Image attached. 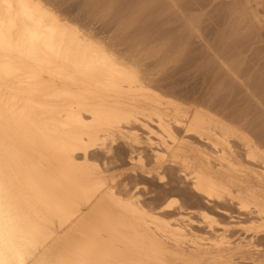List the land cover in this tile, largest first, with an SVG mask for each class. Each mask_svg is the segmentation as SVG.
Returning <instances> with one entry per match:
<instances>
[{"label": "bare ground", "instance_id": "obj_1", "mask_svg": "<svg viewBox=\"0 0 264 264\" xmlns=\"http://www.w3.org/2000/svg\"><path fill=\"white\" fill-rule=\"evenodd\" d=\"M261 139L163 91L49 0H0V264H264ZM119 142L145 175L176 168L238 213L144 203L99 163Z\"/></svg>", "mask_w": 264, "mask_h": 264}, {"label": "rangeland", "instance_id": "obj_2", "mask_svg": "<svg viewBox=\"0 0 264 264\" xmlns=\"http://www.w3.org/2000/svg\"><path fill=\"white\" fill-rule=\"evenodd\" d=\"M68 20L117 50L136 55L162 90L192 106L245 121L264 144V0H49ZM106 163L109 174L152 207L175 201L173 210L207 208L238 213L227 202L194 197L176 168L162 179L128 164L122 143ZM147 170L152 168L146 158ZM133 171V172H132ZM195 221L200 222L198 218ZM257 242L264 248V236Z\"/></svg>", "mask_w": 264, "mask_h": 264}]
</instances>
